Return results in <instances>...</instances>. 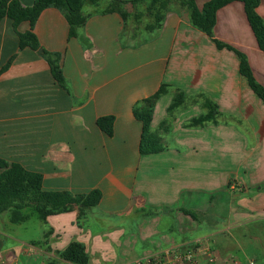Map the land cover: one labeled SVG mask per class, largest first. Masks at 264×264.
I'll use <instances>...</instances> for the list:
<instances>
[{
  "label": "crops",
  "instance_id": "0c3cea01",
  "mask_svg": "<svg viewBox=\"0 0 264 264\" xmlns=\"http://www.w3.org/2000/svg\"><path fill=\"white\" fill-rule=\"evenodd\" d=\"M207 1L196 3L202 8ZM21 2L31 5L34 0ZM82 11L88 17L78 36H69L65 14L55 6L44 9L33 27L44 49L62 55L70 93L55 80L40 52L19 49L13 21L2 20L0 157L42 173L44 190L86 194L100 189L102 198L84 224H78L77 211L48 217L40 237L23 239L0 228V264H47L52 259L73 264L55 256L72 241L85 245L89 264H127L199 239L216 255L217 264L228 245L221 241L212 251L211 240L243 221L264 219V102L241 73L238 55L218 48L194 27L188 9L170 10L159 29L148 31L146 24L141 32L142 19L139 30L132 31L118 12ZM257 11L264 18V0ZM30 28L29 22H22L18 30ZM83 32L89 45L81 39ZM141 35L144 43L132 49L131 39ZM214 36L244 52L264 85V51L243 2L233 1L218 11ZM14 54L9 68L1 72ZM162 84L169 87L156 103L152 130L170 117L168 107L177 90L187 98H209L218 115L188 127L193 113L178 108L172 133L159 131L166 148L142 155V122L133 110ZM105 115L115 116L112 136L97 124ZM227 158L246 168L245 178L236 183L231 179L235 168L228 167ZM258 187L263 190L251 191ZM195 192L210 199L200 219L181 209L198 206ZM230 195L229 206L238 209L228 214ZM143 207L146 212L162 210L147 216ZM216 207V216L204 218ZM95 213L107 216L100 220L116 218L98 225L89 221ZM130 222L135 228L127 226ZM207 258L204 252L199 261L212 264ZM220 263L228 264L226 259Z\"/></svg>",
  "mask_w": 264,
  "mask_h": 264
},
{
  "label": "trees",
  "instance_id": "16d2710c",
  "mask_svg": "<svg viewBox=\"0 0 264 264\" xmlns=\"http://www.w3.org/2000/svg\"><path fill=\"white\" fill-rule=\"evenodd\" d=\"M101 1L34 0L33 4L25 5L21 0H0V24L4 18H10L18 34L19 49L30 47L40 52L47 60L55 80L70 93V85L63 72L62 55L58 52L48 51L41 46L38 37L33 32L34 24L44 9L55 6L61 8L65 14L70 25L69 36H78L79 28L85 25L88 17L82 11L84 4L90 2L97 7ZM143 1L149 2L151 7L155 6L157 8L153 15H151L153 20L147 24L146 29L148 31L159 29L166 16V13L162 11L163 7L168 5L166 0H109L108 7L102 13L118 12L124 21L127 22L130 16L127 10L124 9V5L128 3L135 5ZM176 1L189 10L191 24L208 34L215 41L218 48L232 50L238 55L241 73L246 77L254 93L264 102V85L254 75L247 55L214 36V27L217 21L218 11L233 1H241L244 3L249 23L257 38L259 47L264 51V18L257 11L261 0H208L202 8L197 5L196 0ZM151 7L150 12L152 13ZM22 22H29L30 30L20 32L18 27ZM15 56L16 54L9 58L1 68V72L9 68ZM168 87L167 84H162L155 93L142 99L134 107V116L142 122V135L139 145V152L142 155L160 152L166 148L161 133L152 130V119L156 103L167 92ZM200 96L204 98V106L208 110L188 122V127L201 126L205 122L214 120L218 115L217 105L209 98H205L203 95ZM186 98L183 91L177 90L175 92L172 102L168 107V115L170 117L185 102ZM170 117L160 125L159 131H162L164 134L170 133ZM114 122V115L100 116L97 119L99 128L109 136H112L114 133ZM101 198L102 192L100 189L91 190L86 194H74L67 190H44L42 173L29 170L19 162H11L0 157V213L8 211L10 213V221L13 223H22L27 220L28 217L22 212L25 207L35 208L43 220L49 215L66 212L76 207L78 208L79 214L85 216L92 208L99 204ZM181 209L194 219L197 218L196 213L192 210L188 208ZM142 210L146 212L147 208L143 207ZM161 210L162 208L152 209L151 211H147L145 215H153L159 213V211L161 212ZM57 253L60 258L73 264H89L90 261L86 247L80 241H72L66 248L57 251ZM47 264L57 263L52 261Z\"/></svg>",
  "mask_w": 264,
  "mask_h": 264
},
{
  "label": "rangeland",
  "instance_id": "374dc122",
  "mask_svg": "<svg viewBox=\"0 0 264 264\" xmlns=\"http://www.w3.org/2000/svg\"><path fill=\"white\" fill-rule=\"evenodd\" d=\"M166 1H167L168 5L166 7H163V9H162V11L164 13H167L168 9H169L168 11L175 10V11H178L179 13H181V12L186 13L187 8L180 5V3L178 1H176V0H166ZM108 3H109V0H102L100 5L96 7L92 3L86 2L83 10L86 14L87 13L93 14L96 12H99L101 14L102 11L108 7ZM150 7H151V5H149V2H147V1L146 2L143 1L142 3H138L135 5H133L132 3H128V4L124 5V9L127 10V12L129 13V16H130V17L128 16L129 18L126 22V25L129 27V30H132V31L133 30L134 31L139 30L138 28L140 27V22H141L140 20L142 19V28H140V30H139V32H141L143 30L144 26L153 20L151 15H153L154 11L157 8L155 6L151 7L152 8V13H151ZM82 34L83 35L81 36V39L83 40L84 44L89 45L88 37L86 36V34L84 32ZM142 35H141L140 39L139 38L138 39H131L130 44L132 45V49H138L141 46V44L144 43L145 40L142 38ZM140 41H142V42H140ZM179 110H184V111L185 110L186 111L191 110V112L193 113L192 114L193 116H191L187 120V122H190L193 118L207 112L208 109L205 108V106H204V98L202 96L198 95L195 97L186 98L185 102L179 107ZM172 114L173 115H171V117H170V125H171L170 133H172V130L174 128V126H173L174 122H171V120H172V118L174 119L176 116L174 113H172ZM159 130H154V131L159 132ZM161 133H162V131H161ZM170 139H171V137H170ZM168 141H169V139L167 140V142ZM251 145H252V143L249 142V146H251ZM194 149H195V147H194ZM227 165H228V167L233 165L232 169L235 168V171L233 172V175L231 178L235 183L237 182V180L241 179L242 177L245 178V174H244V171L246 169L245 167H242V165H240V164H235V166H234V161H232L230 158H227ZM260 190H263V189H260V188L255 189L254 188L251 191H260ZM206 195L207 194L195 192L194 199H195V202L198 206H194L193 208H188V209H191L193 212L196 213L197 219H200L201 217H203V214H204L203 208H204L205 204L210 200L209 196H206ZM216 198L219 199V197H216ZM230 200H231V195H230L229 200H228V206L226 207L228 210V214H229V212H231L233 210V208L238 209L237 206H232V207L229 206V203H231ZM216 201L220 202L219 200H216ZM247 202L248 201H243V203H247ZM216 209L217 210L215 212L213 208H209L206 211V215L204 218L208 219V218H213L214 215L216 216L218 211H219V208L216 207ZM72 211H77L78 224H84V222L85 223L87 222L88 214H86L85 216L80 215L77 207L73 208L72 210L66 211V212H72ZM22 212L28 217L26 220L27 222L25 221V223H13L9 219L10 213L8 211L1 213L0 214V216H1L0 217L1 231L3 233H9V234L11 232L15 233L20 238H23V239H27L28 237H31V236L40 237V233L47 227L43 223V221H46L48 219V217H50V216L60 214V213H56V214L49 215L45 220H43L39 216L36 209L33 207H25ZM66 212H62V213H66ZM214 212H215V214H214ZM100 217L107 218V216H102V215L95 213V215L90 216L89 221H91L94 224L102 225V223H104V222L107 223L108 221H110L111 218H116L114 216H109L110 217L109 219L100 220V219H98ZM242 219H240V220H242ZM167 222L169 224V221H167ZM135 225H136L135 223L130 222V223H128L127 226L129 228H135ZM94 227H95V225H94ZM221 241H225L228 246H227V250L225 251V253H222L223 255L218 256L220 258H219V260H217V262H216L217 264H221L220 262L222 259H226L228 264H264V219H255L252 221H250V219H249V220L243 221L242 223H239L237 226L229 229L224 235H221V236L218 235L216 239H213L210 242L211 245L213 246L212 251H213V248L215 250H217ZM210 250H211V248H210ZM55 253H56L55 256H58L57 251ZM211 254H212V252H211ZM214 256L216 257L215 254H214ZM114 257H115V255H114ZM52 261H54V259H52ZM214 262H215V258H213V260L210 261L209 263L214 264ZM89 263H90V261H89ZM64 264H67V263H64Z\"/></svg>",
  "mask_w": 264,
  "mask_h": 264
},
{
  "label": "built area",
  "instance_id": "2783aa9c",
  "mask_svg": "<svg viewBox=\"0 0 264 264\" xmlns=\"http://www.w3.org/2000/svg\"><path fill=\"white\" fill-rule=\"evenodd\" d=\"M203 240H195L175 249H166L156 255L145 256L127 264H202L199 259L204 252L208 254V261L214 256L203 247ZM206 250V251H205Z\"/></svg>",
  "mask_w": 264,
  "mask_h": 264
}]
</instances>
